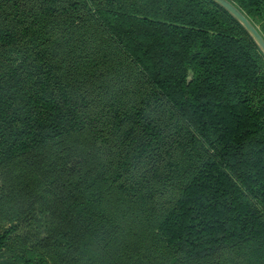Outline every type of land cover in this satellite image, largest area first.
<instances>
[{"label": "trees", "instance_id": "1", "mask_svg": "<svg viewBox=\"0 0 264 264\" xmlns=\"http://www.w3.org/2000/svg\"><path fill=\"white\" fill-rule=\"evenodd\" d=\"M228 1L264 37V0ZM38 30L0 73V251L133 264L159 234L168 264H264V55L242 25L213 0H0V56Z\"/></svg>", "mask_w": 264, "mask_h": 264}, {"label": "rangeland", "instance_id": "2", "mask_svg": "<svg viewBox=\"0 0 264 264\" xmlns=\"http://www.w3.org/2000/svg\"><path fill=\"white\" fill-rule=\"evenodd\" d=\"M14 25V24H13ZM42 30V29H41ZM29 40L24 43L23 47L13 52H8L3 56H0V73L6 71L11 65L17 64L22 57L23 53L27 50L39 48L42 44H47L50 40L49 34L43 31H36L31 34ZM69 142L76 143L77 138L72 136L64 144ZM48 148H52L49 146ZM12 165H5V168L10 169ZM2 189V183L0 182V190ZM17 219V212L12 203L7 199L0 200V231H4L11 227V225ZM161 237L159 234L152 236L151 241L147 247L143 250L141 255L136 259L133 264H168V256L163 249H156V245L160 244ZM155 246V247H154ZM160 246V245H159ZM154 247V249H153ZM161 250V251H160ZM160 251V252H158ZM21 249L18 239L16 237H10L7 246L0 251V264H21L20 256ZM28 256L32 259H38V255L30 253ZM170 257V256H169ZM48 260V258H47Z\"/></svg>", "mask_w": 264, "mask_h": 264}, {"label": "water", "instance_id": "3", "mask_svg": "<svg viewBox=\"0 0 264 264\" xmlns=\"http://www.w3.org/2000/svg\"><path fill=\"white\" fill-rule=\"evenodd\" d=\"M215 3L227 10L248 32L252 37L256 45L259 47L260 51L264 55V37L261 33L255 28V26L249 21V19L230 1L228 0H213Z\"/></svg>", "mask_w": 264, "mask_h": 264}]
</instances>
